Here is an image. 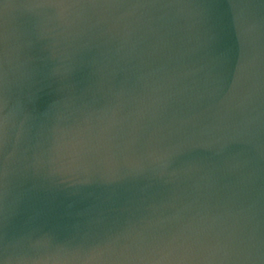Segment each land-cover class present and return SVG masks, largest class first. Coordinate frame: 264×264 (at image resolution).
<instances>
[{
	"label": "water",
	"instance_id": "water-1",
	"mask_svg": "<svg viewBox=\"0 0 264 264\" xmlns=\"http://www.w3.org/2000/svg\"><path fill=\"white\" fill-rule=\"evenodd\" d=\"M0 264H264V0H0Z\"/></svg>",
	"mask_w": 264,
	"mask_h": 264
}]
</instances>
